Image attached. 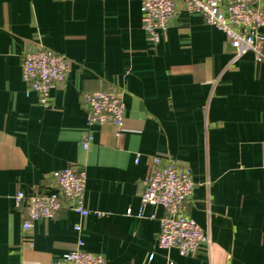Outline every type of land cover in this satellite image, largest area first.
<instances>
[{"label":"crops","instance_id":"1","mask_svg":"<svg viewBox=\"0 0 264 264\" xmlns=\"http://www.w3.org/2000/svg\"><path fill=\"white\" fill-rule=\"evenodd\" d=\"M140 4L0 0V264H50L78 240L108 264H264V61L230 63L224 33L181 6L154 44ZM36 46L71 61L48 107L21 78ZM98 89L121 93L123 128L96 126L84 148L83 99ZM156 155L190 169L185 212L210 235L194 255L157 245L164 210L135 191ZM68 165L103 214L80 218L64 203L23 229L15 193L55 191L51 173Z\"/></svg>","mask_w":264,"mask_h":264},{"label":"built area","instance_id":"2","mask_svg":"<svg viewBox=\"0 0 264 264\" xmlns=\"http://www.w3.org/2000/svg\"><path fill=\"white\" fill-rule=\"evenodd\" d=\"M179 6L224 33L233 50L230 63L248 53L254 61H264V0H141V29L152 43H157L159 33L166 29ZM70 69L68 57L43 46L26 51L20 64L21 78L27 84L26 92L34 91L38 103L44 107L50 105V90L64 81ZM83 102L86 110L84 148L89 145L96 126L111 123L116 127V134L123 128L125 107L121 93L98 89L86 93ZM51 178L55 191L49 194L15 193V206H23V229H30L38 219L54 218L64 203L80 218L103 214L85 205L83 170L68 165L53 171ZM194 185L188 167L179 166L170 157L161 159L157 155L152 157L145 176L135 183L142 205H160L164 210L159 217L157 245L163 249L176 248L184 256L194 255L201 245H210L208 231L185 212V203ZM74 230L80 231L81 225L75 224ZM80 244L78 240L75 249L50 264H108L102 254L83 250Z\"/></svg>","mask_w":264,"mask_h":264}]
</instances>
